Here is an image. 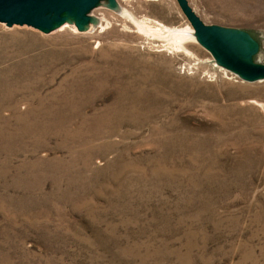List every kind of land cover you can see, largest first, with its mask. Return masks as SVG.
Here are the masks:
<instances>
[{
	"label": "rangeland",
	"instance_id": "374dc122",
	"mask_svg": "<svg viewBox=\"0 0 264 264\" xmlns=\"http://www.w3.org/2000/svg\"><path fill=\"white\" fill-rule=\"evenodd\" d=\"M114 1L0 22V264H264V78L121 13L191 26L177 0ZM188 3L264 63V0Z\"/></svg>",
	"mask_w": 264,
	"mask_h": 264
},
{
	"label": "water",
	"instance_id": "95a60500",
	"mask_svg": "<svg viewBox=\"0 0 264 264\" xmlns=\"http://www.w3.org/2000/svg\"><path fill=\"white\" fill-rule=\"evenodd\" d=\"M177 2L193 27L196 40L211 53L216 64L245 80L264 78V63L250 58L257 45L247 32L206 24L188 0ZM95 6H106L119 14L114 0H0V22L7 26L26 24L48 32L66 21L79 30L91 31L98 21L90 14Z\"/></svg>",
	"mask_w": 264,
	"mask_h": 264
},
{
	"label": "bare ground",
	"instance_id": "6f19581e",
	"mask_svg": "<svg viewBox=\"0 0 264 264\" xmlns=\"http://www.w3.org/2000/svg\"><path fill=\"white\" fill-rule=\"evenodd\" d=\"M121 13L130 19L129 21L135 25L139 33L142 32L144 34L165 38L169 43L171 42L173 44L171 47H174L179 51L188 52L185 43L189 42L190 39L193 40V38H195L191 26H170L157 19H151L148 17L138 19L130 15L125 9L121 10ZM150 21H153L154 24H151ZM66 24L68 23H65V25Z\"/></svg>",
	"mask_w": 264,
	"mask_h": 264
},
{
	"label": "flooded vegetation",
	"instance_id": "af4514ba",
	"mask_svg": "<svg viewBox=\"0 0 264 264\" xmlns=\"http://www.w3.org/2000/svg\"><path fill=\"white\" fill-rule=\"evenodd\" d=\"M251 37V36H250ZM253 39V38H252ZM254 40V39H253ZM254 42L256 43V45H257V41L256 40H254ZM257 49V48H256ZM255 51V50H254ZM254 51L252 52V54H251V56H250V58L252 59V61H254L253 60V57H252V55H253V53H254Z\"/></svg>",
	"mask_w": 264,
	"mask_h": 264
},
{
	"label": "built area",
	"instance_id": "2783aa9c",
	"mask_svg": "<svg viewBox=\"0 0 264 264\" xmlns=\"http://www.w3.org/2000/svg\"><path fill=\"white\" fill-rule=\"evenodd\" d=\"M220 69H223L224 71L226 70L225 68H223V67H220V66H218ZM228 71H230V70H228Z\"/></svg>",
	"mask_w": 264,
	"mask_h": 264
}]
</instances>
